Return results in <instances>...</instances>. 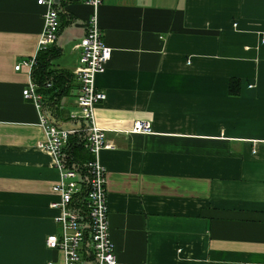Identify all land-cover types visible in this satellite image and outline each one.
I'll return each mask as SVG.
<instances>
[{"label":"crops","instance_id":"crops-1","mask_svg":"<svg viewBox=\"0 0 264 264\" xmlns=\"http://www.w3.org/2000/svg\"><path fill=\"white\" fill-rule=\"evenodd\" d=\"M61 3L38 107L15 64L36 52L45 5L0 0V264L61 262L45 244L59 171L37 141L41 112L74 124L75 45L94 10ZM96 15L111 47L94 114L113 143L99 159L117 260L264 264V0H102Z\"/></svg>","mask_w":264,"mask_h":264},{"label":"built area","instance_id":"built-area-1","mask_svg":"<svg viewBox=\"0 0 264 264\" xmlns=\"http://www.w3.org/2000/svg\"><path fill=\"white\" fill-rule=\"evenodd\" d=\"M82 1L93 5L94 10L87 20L84 36L75 45L79 51L74 68V77L78 82L77 106L68 116V120L74 124L68 126L51 121L41 112L44 138L38 140L37 145L53 153L59 171V178L53 185L59 199L52 202V206L58 209L54 218L59 229L47 235L45 244L50 249L60 251L61 262L50 259L45 264H125L117 260L109 237L106 169L99 159L100 150L112 147L113 143L105 136V129L97 124L94 114L95 105L106 97V91L96 85L95 77L105 69L111 47L103 39L96 15V7L102 0ZM37 3L45 5V10L36 52L17 62L15 68H27L29 78L22 94L41 107L42 95L30 72L36 62L37 51L51 43L58 33L59 0H37ZM132 131L149 132L151 124L147 120H137ZM74 132L81 133L83 146L91 153V157L85 161L86 192L83 201L77 194L82 188V178L75 163L69 165L64 151L70 134Z\"/></svg>","mask_w":264,"mask_h":264},{"label":"trees","instance_id":"trees-1","mask_svg":"<svg viewBox=\"0 0 264 264\" xmlns=\"http://www.w3.org/2000/svg\"><path fill=\"white\" fill-rule=\"evenodd\" d=\"M68 1L69 0H62L61 4L63 5V3L68 2ZM70 1H74V0H70ZM77 1H82V0H77ZM60 27H61V23H60V19H59L58 31L60 30ZM42 49H44V48H42ZM42 49H39L36 53V62H38L37 59H40V66H37L34 70H31L32 72L30 73L32 80L35 77L36 80H39L41 83L45 82V78L49 77V75H50L49 74L50 70H47L48 66L46 67V65H43V63L47 60V58L51 54L48 52H43ZM38 56H39V58H38ZM38 64H39V62H38ZM34 65H35V63H34ZM33 67H32V69H33ZM32 73H33V77H32ZM71 79H72V77H71ZM71 79H69V80H71ZM70 86H68V90L70 89ZM64 151L66 153V158H67L69 165H71L72 163H75L76 170H77L79 176L82 178V188L77 194L80 197V201H83V199L85 198V192H86V188H85V185H86L85 181L86 180L84 178L85 161L91 157V153L83 146V138H82L81 133L74 132V133L70 134L68 142L64 146Z\"/></svg>","mask_w":264,"mask_h":264}]
</instances>
